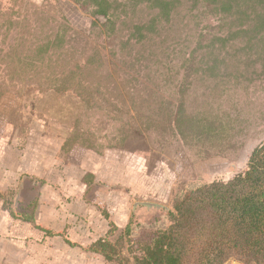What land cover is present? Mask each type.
Wrapping results in <instances>:
<instances>
[{
    "label": "rangeland",
    "instance_id": "obj_1",
    "mask_svg": "<svg viewBox=\"0 0 264 264\" xmlns=\"http://www.w3.org/2000/svg\"><path fill=\"white\" fill-rule=\"evenodd\" d=\"M83 1L0 0V143L22 150L23 170H35L24 192L38 190L32 180L47 182L37 175L43 162L66 178L64 257L46 264H132L140 246L170 224L176 200L243 172L264 143L262 62L254 50H237L243 42L222 51L229 64L202 59L212 28L226 27L219 15L198 18L188 0L177 2L169 20L148 2L128 0L113 32ZM138 25L149 27L141 39ZM65 75L74 84L66 90ZM181 100L188 111L227 112L232 143L185 138L176 126ZM72 133L87 146L81 161L66 151ZM71 199L83 208L74 216ZM111 221L117 226L108 238L120 250L113 261L89 251ZM38 249L33 242L26 252L44 264ZM224 264L246 263L232 257Z\"/></svg>",
    "mask_w": 264,
    "mask_h": 264
},
{
    "label": "trees",
    "instance_id": "obj_2",
    "mask_svg": "<svg viewBox=\"0 0 264 264\" xmlns=\"http://www.w3.org/2000/svg\"><path fill=\"white\" fill-rule=\"evenodd\" d=\"M181 1L134 0V4L148 2L152 9L158 10L157 17L169 20L177 2ZM188 1L198 18L219 15L222 25L226 27L223 33L212 28L214 33L206 43L209 51L202 59L207 57L217 61V64H226L229 55H222V51L225 48L235 49L237 43L243 42L244 46L237 50H254L256 60L262 62L261 73H264V0ZM83 3L94 6V15L101 14L108 18L111 32L116 28L118 17L127 14L131 6L128 0H84ZM145 27L149 28L148 25L136 27L135 33H138L139 39L145 36L142 32ZM199 41H202V37ZM49 45L40 47L41 52L38 53L42 58ZM247 54L251 55L249 52ZM217 64L204 72H211L215 66H219ZM249 64L252 63L248 61ZM72 85L70 75H65L64 90ZM178 105L176 126L185 138L192 135L198 142L208 139L213 144L232 143L233 123L228 119L227 112L222 114L220 109L217 112H207L205 109L188 111L185 100ZM75 140L76 135L72 133L65 143L66 151L72 158L81 160L87 146H80ZM86 176V183L90 184L94 176ZM104 215L110 218L107 211ZM169 216L170 224L156 230L154 237L140 246L142 254H136L132 264H224L232 257L246 264H264V143L253 149L243 172L229 178H216L209 184L190 190L183 199L175 201ZM110 226L105 236L90 245L89 251L113 261L120 257V250L116 242L108 238L117 225L111 221ZM68 242L71 243L70 240Z\"/></svg>",
    "mask_w": 264,
    "mask_h": 264
},
{
    "label": "crops",
    "instance_id": "obj_3",
    "mask_svg": "<svg viewBox=\"0 0 264 264\" xmlns=\"http://www.w3.org/2000/svg\"><path fill=\"white\" fill-rule=\"evenodd\" d=\"M46 163L43 162L37 175L47 182L37 186L38 181L32 180L38 190L31 187L32 190L24 192L26 181L29 183L35 170L32 169L31 173L30 170H23L22 150L0 143V264H35L37 256L26 252L27 245L33 242L42 252L38 259L40 262L50 263V258L55 259L61 254L64 257V221L69 216V212H64L66 178L50 174ZM33 191L36 193L35 200L31 197ZM82 198L83 195L81 198L78 195L76 201H82ZM10 199L13 209L8 206L7 200ZM76 201L71 199L68 205L73 216V212L83 209Z\"/></svg>",
    "mask_w": 264,
    "mask_h": 264
}]
</instances>
